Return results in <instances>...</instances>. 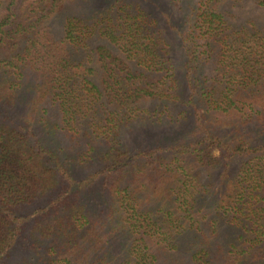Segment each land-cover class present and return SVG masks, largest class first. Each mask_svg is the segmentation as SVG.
Masks as SVG:
<instances>
[{"label": "trees", "instance_id": "16d2710c", "mask_svg": "<svg viewBox=\"0 0 264 264\" xmlns=\"http://www.w3.org/2000/svg\"><path fill=\"white\" fill-rule=\"evenodd\" d=\"M256 12L0 0V264H264Z\"/></svg>", "mask_w": 264, "mask_h": 264}, {"label": "rangeland", "instance_id": "374dc122", "mask_svg": "<svg viewBox=\"0 0 264 264\" xmlns=\"http://www.w3.org/2000/svg\"><path fill=\"white\" fill-rule=\"evenodd\" d=\"M254 16H255L256 18H262V17H264V14H263L262 12H256ZM169 34H170V36H171V39H172L174 45H177V43H178V39L174 36V32L171 31ZM175 53H176V57H177V59H178V50H176ZM147 134H151V133H147ZM136 138H137V136H136ZM28 209H29L28 207L23 208V212H27V211L29 212ZM26 210H27V211H26ZM28 212H27V213H28Z\"/></svg>", "mask_w": 264, "mask_h": 264}]
</instances>
